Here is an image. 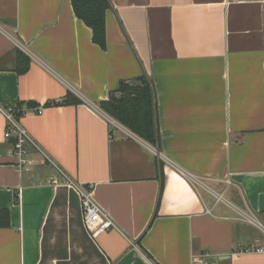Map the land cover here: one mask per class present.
<instances>
[{
    "label": "crops",
    "instance_id": "0c3cea01",
    "mask_svg": "<svg viewBox=\"0 0 264 264\" xmlns=\"http://www.w3.org/2000/svg\"><path fill=\"white\" fill-rule=\"evenodd\" d=\"M109 2L102 49L72 0H0V104L114 223L93 239L36 153L20 173L0 115V264H264V0ZM144 79L157 147L99 106Z\"/></svg>",
    "mask_w": 264,
    "mask_h": 264
},
{
    "label": "trees",
    "instance_id": "16d2710c",
    "mask_svg": "<svg viewBox=\"0 0 264 264\" xmlns=\"http://www.w3.org/2000/svg\"><path fill=\"white\" fill-rule=\"evenodd\" d=\"M72 6L77 18L92 30L94 43L105 49L106 15L111 7L109 0H72ZM18 59L21 64L29 60L23 52H19ZM25 70L26 67L19 66L20 72ZM119 92L122 94L119 98L112 96L108 101L100 103V108L145 142L157 147L156 106L154 92L149 82L144 79L143 86L138 89L130 88L122 83ZM68 102L69 100L65 101V103ZM51 105L53 104L46 106ZM17 107L22 109L20 104ZM9 225V211L0 209V228Z\"/></svg>",
    "mask_w": 264,
    "mask_h": 264
},
{
    "label": "built area",
    "instance_id": "2783aa9c",
    "mask_svg": "<svg viewBox=\"0 0 264 264\" xmlns=\"http://www.w3.org/2000/svg\"><path fill=\"white\" fill-rule=\"evenodd\" d=\"M88 106L92 110L101 112L100 109L92 103H88ZM34 111L38 114L43 113L42 108L34 109ZM24 114L25 111L18 108L16 104L7 106L0 104V115L3 116L6 122L4 138L12 144L10 155L15 159L14 165L18 171L20 173L28 172L38 164V161L33 157V153H36L46 164L50 165L56 171L47 181L49 186H66L77 192L81 201L85 227L93 239L98 238L100 235L113 228L114 223L111 218L94 200L93 186L76 181L39 145L21 123V118ZM109 121L114 126L117 125L112 119H109ZM180 172L188 177L194 184H199V180L193 175L183 171ZM249 251L264 253V248Z\"/></svg>",
    "mask_w": 264,
    "mask_h": 264
},
{
    "label": "water",
    "instance_id": "95a60500",
    "mask_svg": "<svg viewBox=\"0 0 264 264\" xmlns=\"http://www.w3.org/2000/svg\"><path fill=\"white\" fill-rule=\"evenodd\" d=\"M260 210H261L262 212H264V196L262 197V203H261ZM210 260H211V262L214 261L213 259H210Z\"/></svg>",
    "mask_w": 264,
    "mask_h": 264
},
{
    "label": "rangeland",
    "instance_id": "374dc122",
    "mask_svg": "<svg viewBox=\"0 0 264 264\" xmlns=\"http://www.w3.org/2000/svg\"><path fill=\"white\" fill-rule=\"evenodd\" d=\"M250 217L255 220V218L253 216L250 215ZM253 230H254V228H250L251 235L254 233Z\"/></svg>",
    "mask_w": 264,
    "mask_h": 264
}]
</instances>
